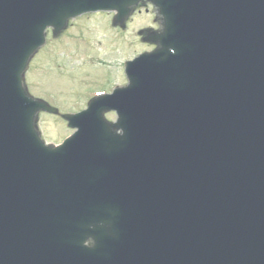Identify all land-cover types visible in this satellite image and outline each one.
Segmentation results:
<instances>
[{
    "label": "water",
    "instance_id": "1",
    "mask_svg": "<svg viewBox=\"0 0 264 264\" xmlns=\"http://www.w3.org/2000/svg\"><path fill=\"white\" fill-rule=\"evenodd\" d=\"M148 4L154 50L46 145L45 31ZM0 264H264V0H0Z\"/></svg>",
    "mask_w": 264,
    "mask_h": 264
},
{
    "label": "rangeland",
    "instance_id": "2",
    "mask_svg": "<svg viewBox=\"0 0 264 264\" xmlns=\"http://www.w3.org/2000/svg\"><path fill=\"white\" fill-rule=\"evenodd\" d=\"M110 17L79 18L63 37L50 41L26 73L31 93L62 112H77L94 92L125 83L122 63L146 49L138 43L136 31L149 23L150 15H135L125 32L113 30ZM39 125L47 143H60L72 133L61 119L50 115H41Z\"/></svg>",
    "mask_w": 264,
    "mask_h": 264
},
{
    "label": "flooded vegetation",
    "instance_id": "3",
    "mask_svg": "<svg viewBox=\"0 0 264 264\" xmlns=\"http://www.w3.org/2000/svg\"><path fill=\"white\" fill-rule=\"evenodd\" d=\"M147 14V15H150V20H149V23H147L146 25H144V26H141V27H139L138 28V30H142V29H156V27L153 25V23H152V19H153V15L151 14V8L149 7L148 9H143V10H140V11H138L135 15L137 16H140V15H142V14ZM146 49L145 50H150L151 49V47H147V46H145V45H143Z\"/></svg>",
    "mask_w": 264,
    "mask_h": 264
}]
</instances>
